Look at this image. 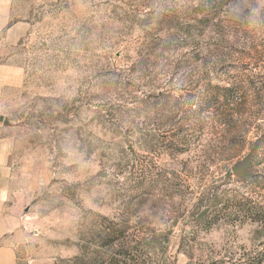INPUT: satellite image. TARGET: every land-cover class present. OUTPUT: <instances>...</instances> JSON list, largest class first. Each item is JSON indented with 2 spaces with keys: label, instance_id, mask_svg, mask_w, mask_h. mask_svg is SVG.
<instances>
[{
  "label": "rangeland",
  "instance_id": "rangeland-1",
  "mask_svg": "<svg viewBox=\"0 0 264 264\" xmlns=\"http://www.w3.org/2000/svg\"><path fill=\"white\" fill-rule=\"evenodd\" d=\"M262 21L264 0H0L21 264L264 261Z\"/></svg>",
  "mask_w": 264,
  "mask_h": 264
},
{
  "label": "crops",
  "instance_id": "crops-1",
  "mask_svg": "<svg viewBox=\"0 0 264 264\" xmlns=\"http://www.w3.org/2000/svg\"><path fill=\"white\" fill-rule=\"evenodd\" d=\"M0 83V91H1ZM1 97V93H0ZM9 150L4 139H0V264H21V260L16 250V244L20 236L17 229L19 223L13 220L9 208V176L8 166Z\"/></svg>",
  "mask_w": 264,
  "mask_h": 264
},
{
  "label": "water",
  "instance_id": "water-1",
  "mask_svg": "<svg viewBox=\"0 0 264 264\" xmlns=\"http://www.w3.org/2000/svg\"><path fill=\"white\" fill-rule=\"evenodd\" d=\"M6 123L7 122L5 121V124ZM251 159H252V154L250 153L245 159L234 163V165L232 166L233 175L235 177H240V178L244 176H250L251 174L249 172V166L251 163Z\"/></svg>",
  "mask_w": 264,
  "mask_h": 264
},
{
  "label": "trees",
  "instance_id": "trees-1",
  "mask_svg": "<svg viewBox=\"0 0 264 264\" xmlns=\"http://www.w3.org/2000/svg\"><path fill=\"white\" fill-rule=\"evenodd\" d=\"M224 92H230L232 91V88L229 89V88H226V89H223ZM249 214H251L252 216H260L259 214L261 213H264V208H259V207H256V206H251V207H248L247 210H246ZM260 212V213H258ZM262 216V215H261ZM264 218V216H263ZM264 261H260L258 263H255V264H263ZM252 264V263H250Z\"/></svg>",
  "mask_w": 264,
  "mask_h": 264
},
{
  "label": "clouds",
  "instance_id": "clouds-1",
  "mask_svg": "<svg viewBox=\"0 0 264 264\" xmlns=\"http://www.w3.org/2000/svg\"><path fill=\"white\" fill-rule=\"evenodd\" d=\"M231 8L232 11H234L237 14H240L241 9L234 7V6H229ZM259 15V10H253V13L251 14L252 18L255 19V17ZM262 26H264V21L261 22Z\"/></svg>",
  "mask_w": 264,
  "mask_h": 264
}]
</instances>
